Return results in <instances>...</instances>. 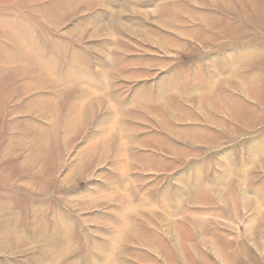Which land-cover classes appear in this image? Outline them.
Listing matches in <instances>:
<instances>
[{
    "label": "rangeland",
    "instance_id": "374dc122",
    "mask_svg": "<svg viewBox=\"0 0 264 264\" xmlns=\"http://www.w3.org/2000/svg\"><path fill=\"white\" fill-rule=\"evenodd\" d=\"M0 264H264V0H0Z\"/></svg>",
    "mask_w": 264,
    "mask_h": 264
}]
</instances>
